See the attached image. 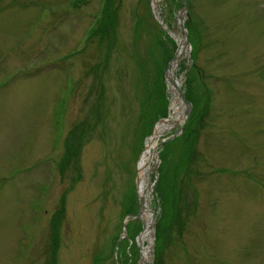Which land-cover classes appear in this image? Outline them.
<instances>
[{
    "label": "rangeland",
    "instance_id": "1",
    "mask_svg": "<svg viewBox=\"0 0 264 264\" xmlns=\"http://www.w3.org/2000/svg\"><path fill=\"white\" fill-rule=\"evenodd\" d=\"M184 36L150 262L264 264V0H0V264L141 263L137 163Z\"/></svg>",
    "mask_w": 264,
    "mask_h": 264
},
{
    "label": "bare ground",
    "instance_id": "2",
    "mask_svg": "<svg viewBox=\"0 0 264 264\" xmlns=\"http://www.w3.org/2000/svg\"><path fill=\"white\" fill-rule=\"evenodd\" d=\"M180 19V17H179ZM177 51L165 71V82L167 91L171 95L168 116L157 122L153 134L147 139L145 148L137 163L135 192L140 201L137 218L141 221L143 228L138 234L136 241L141 250V263L151 264L148 253L153 242V219L154 213L150 209L153 190V174L159 164V148L178 132L181 133L185 120L189 113L188 106L184 102L180 83L175 77V70L179 62L185 57L188 50L185 36L177 38ZM147 244V245H146Z\"/></svg>",
    "mask_w": 264,
    "mask_h": 264
},
{
    "label": "water",
    "instance_id": "3",
    "mask_svg": "<svg viewBox=\"0 0 264 264\" xmlns=\"http://www.w3.org/2000/svg\"><path fill=\"white\" fill-rule=\"evenodd\" d=\"M185 14H186V13H185ZM160 23L162 24V22H160ZM179 29H180L182 32H184V31H183V22H182V20L179 22ZM164 75H165V74H164ZM184 102H185V104L188 106L189 113H190V109H191L190 104H189L188 102H186L185 99H184ZM189 113H188V115H187V119H188V117H189ZM187 119L185 120V123L187 122ZM178 135H179V134H178V132H177L176 134H174V135L171 137V140L174 139V138H176ZM139 205H140V201H139ZM136 218H137V215H136Z\"/></svg>",
    "mask_w": 264,
    "mask_h": 264
},
{
    "label": "trees",
    "instance_id": "4",
    "mask_svg": "<svg viewBox=\"0 0 264 264\" xmlns=\"http://www.w3.org/2000/svg\"><path fill=\"white\" fill-rule=\"evenodd\" d=\"M89 37L92 39H95L96 38V36H88V39H89Z\"/></svg>",
    "mask_w": 264,
    "mask_h": 264
}]
</instances>
